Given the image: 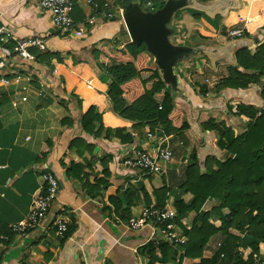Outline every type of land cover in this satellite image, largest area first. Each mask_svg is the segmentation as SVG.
I'll list each match as a JSON object with an SVG mask.
<instances>
[{
  "label": "crops",
  "instance_id": "obj_1",
  "mask_svg": "<svg viewBox=\"0 0 264 264\" xmlns=\"http://www.w3.org/2000/svg\"><path fill=\"white\" fill-rule=\"evenodd\" d=\"M38 1L0 0V26L12 34V39L0 42V60L5 61L3 72L9 78L8 85L0 84V264H199L201 260L233 264L235 242L229 236L246 244L256 240L223 226L221 216L228 213L226 208L208 217V223L222 231L208 237L201 255L186 254L189 238L185 232L192 228L197 215H210L220 204L218 199L208 198L197 213L190 211L173 220V231L181 242L163 240L161 243L168 245L166 254L151 262L144 245H157L151 236L154 228L129 229L121 217L125 206L115 212L109 197L123 195L129 187L143 186L150 192L164 183L169 188L165 206L175 209L180 198L188 205L193 197L183 195L179 187L192 154L201 170L206 157L222 162L228 156L218 148L216 132L203 130L201 124L207 120L224 122L240 134L245 123L235 115L236 107L263 108L260 84L246 88H219L217 84L228 75V68L236 65L237 49L244 47L253 53L264 43V0H186L165 24L167 41L177 54L173 68L163 69L160 60L146 49L148 62L158 70L188 125L181 134L163 136L172 157L163 165L162 176L143 175L122 165V160L136 150L151 152L155 140L147 134L156 135L161 129L151 132L148 125H137L112 112L105 92L110 77L93 54L97 49L113 54L133 42L120 0H95L110 2L114 17L106 19L98 14L92 24L85 23L87 31L80 38L57 31ZM86 1L74 0L72 18L76 23H84L90 16ZM147 8L141 7L143 11L160 7ZM196 12L201 16H193ZM238 28L244 29L243 37H228L229 30ZM31 38L43 40L44 49L31 47L26 57H18L13 51L16 43ZM101 73L106 81L99 78ZM72 95L80 99L95 95L102 100L100 108L93 99L83 100V106L92 103L103 112L104 128L98 136L82 130L81 110ZM105 128H123L131 141L122 142L114 132L107 138ZM77 138L84 144L72 146ZM71 164L81 165L82 171L70 168ZM45 172H51L59 182L57 197L45 218L19 236L9 227L26 218L33 197L44 191ZM99 180L106 183L105 189ZM143 207L133 206L130 216L138 215ZM57 215L67 221L62 235L55 232ZM238 251L243 261L251 253L249 246ZM255 256L264 258V241L257 243L252 258Z\"/></svg>",
  "mask_w": 264,
  "mask_h": 264
},
{
  "label": "trees",
  "instance_id": "obj_2",
  "mask_svg": "<svg viewBox=\"0 0 264 264\" xmlns=\"http://www.w3.org/2000/svg\"><path fill=\"white\" fill-rule=\"evenodd\" d=\"M131 2H139L143 9L149 10L147 3H151L152 8H159L164 0H120L119 5L125 8ZM193 16L199 17L201 14L196 12ZM145 52L144 43L137 45L134 42L127 44L124 50L113 54H108L103 49L93 50L94 56L99 58L101 67L110 77L105 92L112 104V112L122 119L136 122L137 125H148L151 132L167 128L169 134H181L188 127L184 113L173 104L158 70L148 62ZM58 59L59 62L62 61ZM235 60L236 65L228 68V75L220 79L217 87L246 88L260 84V96L264 99V82L261 81V77H264V43L257 46L253 53L244 47L237 49ZM72 61L74 64L78 63L74 58ZM98 81L101 82V79L98 78ZM72 96L81 110L79 122L82 130L87 134L98 136L104 128L103 112L92 103L87 102L83 106V100L93 99L95 103H99V108L102 100L95 95L85 99H80L77 95ZM235 115L245 123L244 131L240 134H235L231 128L225 126L224 122L207 120L201 124L203 130L216 132L217 146L228 156L222 162L206 157L205 167L201 170L195 154H192V161L186 167L185 179L179 189L183 195L189 194L193 199L188 205L182 198L174 204L176 209L174 220H178L190 211L197 213L208 198L218 199L220 204L213 208L211 214L197 215L193 220L192 228L185 232L189 238L186 254L201 255L200 251L208 237L221 230L213 228L208 223V217L217 216L213 213H219L221 209L226 208L228 213L221 216L223 226L242 231L256 240L246 244L242 240L239 241L238 237L226 234L235 242L232 263L252 264V255L257 252V243L264 241V107L255 109L240 104L236 107ZM95 124H99L97 129L94 128ZM105 129L107 138L114 132L113 134L122 142L131 141L129 134H124L123 128ZM80 142L84 144L83 139L77 138L71 145L78 146ZM86 148L91 149L92 146L86 145ZM70 168L82 171V166L79 164H71ZM98 184L105 189L104 181L99 180ZM93 190L100 193L99 188L94 187ZM168 192L169 188L164 183L152 188L150 192L143 186L129 187L123 195L109 197V202L115 212H118L122 205L125 206L123 209L125 214L121 217L127 221L130 209L138 204L163 208L168 199ZM226 218L228 220H224ZM197 222H200V226ZM246 246L250 247L251 253L243 261L238 250ZM144 249L149 253L150 261L154 262L156 256L166 254L168 245L148 242L144 245ZM207 263L214 264L210 260H201L199 264Z\"/></svg>",
  "mask_w": 264,
  "mask_h": 264
},
{
  "label": "built area",
  "instance_id": "obj_3",
  "mask_svg": "<svg viewBox=\"0 0 264 264\" xmlns=\"http://www.w3.org/2000/svg\"><path fill=\"white\" fill-rule=\"evenodd\" d=\"M166 1V0H164ZM90 16H88L84 23H76L72 14L74 11V0H39L38 4L42 9H45L51 18L52 26L61 33H67L73 37L80 38L87 31L85 23L92 24L94 17L98 14H104L106 19H112L114 17L111 9V3L97 2L95 0L86 1ZM151 3H147L150 6ZM244 29H232L227 32L228 37L237 39L243 37ZM12 39L11 32L0 26V42H5ZM36 47L40 50L44 49V42L40 38H31L26 41L16 43L13 51L18 57H26L27 49ZM5 67V61L0 60V84L8 85L9 78L3 72ZM148 137L155 140V145L151 152L145 150H136L131 155L125 157L122 160V165L126 168L136 170L143 175L149 176H162L163 165L170 161L172 157L171 150L167 144L166 138L155 137L150 133ZM45 182V189L38 195H35L30 204L29 212L23 221L13 223L10 225V230L23 236L34 226L45 218L52 202L56 199L59 182L53 176L51 172H45L42 174ZM176 217V210L169 206L163 208H156L153 205L144 206L138 215L130 216L126 224L131 230H140L141 228L150 225L154 228L151 236H155L152 240L155 243H161L163 240H168L173 243L181 242L177 234L173 231V220ZM55 232L57 235H62L67 230V221L60 215L56 216L54 221ZM252 264H264V258L254 257Z\"/></svg>",
  "mask_w": 264,
  "mask_h": 264
},
{
  "label": "water",
  "instance_id": "obj_4",
  "mask_svg": "<svg viewBox=\"0 0 264 264\" xmlns=\"http://www.w3.org/2000/svg\"><path fill=\"white\" fill-rule=\"evenodd\" d=\"M186 0H166L164 7L156 11H143L138 3H129L124 8L123 21L135 44L144 43L146 49L161 62L163 69L170 70L176 59V51L166 38L165 24L172 12ZM99 78L106 81L104 73ZM169 136L167 128H162L155 135Z\"/></svg>",
  "mask_w": 264,
  "mask_h": 264
},
{
  "label": "rangeland",
  "instance_id": "obj_5",
  "mask_svg": "<svg viewBox=\"0 0 264 264\" xmlns=\"http://www.w3.org/2000/svg\"><path fill=\"white\" fill-rule=\"evenodd\" d=\"M162 7H164V3H163V5L160 7V8H162ZM177 8H179V7H177ZM263 77H261V79H262ZM263 107H264V105H263ZM245 128V127H244ZM244 131V129L241 131V133ZM168 145H169V143H167Z\"/></svg>",
  "mask_w": 264,
  "mask_h": 264
}]
</instances>
